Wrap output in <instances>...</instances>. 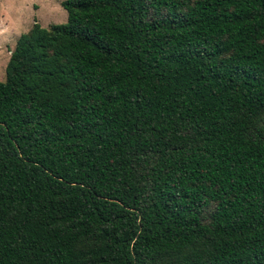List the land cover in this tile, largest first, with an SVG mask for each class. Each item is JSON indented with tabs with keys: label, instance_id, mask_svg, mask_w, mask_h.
I'll use <instances>...</instances> for the list:
<instances>
[{
	"label": "trees",
	"instance_id": "trees-1",
	"mask_svg": "<svg viewBox=\"0 0 264 264\" xmlns=\"http://www.w3.org/2000/svg\"><path fill=\"white\" fill-rule=\"evenodd\" d=\"M0 80V264H264V0H62Z\"/></svg>",
	"mask_w": 264,
	"mask_h": 264
},
{
	"label": "rangeland",
	"instance_id": "rangeland-1",
	"mask_svg": "<svg viewBox=\"0 0 264 264\" xmlns=\"http://www.w3.org/2000/svg\"><path fill=\"white\" fill-rule=\"evenodd\" d=\"M62 0H0V80L4 79L5 67L16 39L27 32L37 21L48 27L67 19L61 6Z\"/></svg>",
	"mask_w": 264,
	"mask_h": 264
}]
</instances>
